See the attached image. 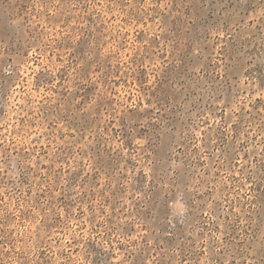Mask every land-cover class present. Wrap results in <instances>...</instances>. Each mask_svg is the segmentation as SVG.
Masks as SVG:
<instances>
[{
	"label": "rangeland",
	"instance_id": "374dc122",
	"mask_svg": "<svg viewBox=\"0 0 264 264\" xmlns=\"http://www.w3.org/2000/svg\"><path fill=\"white\" fill-rule=\"evenodd\" d=\"M0 264H264V0H0Z\"/></svg>",
	"mask_w": 264,
	"mask_h": 264
}]
</instances>
